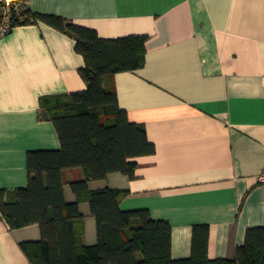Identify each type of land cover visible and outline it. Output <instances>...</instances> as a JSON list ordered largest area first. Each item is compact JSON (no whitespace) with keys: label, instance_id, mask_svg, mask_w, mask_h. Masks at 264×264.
<instances>
[{"label":"crops","instance_id":"1","mask_svg":"<svg viewBox=\"0 0 264 264\" xmlns=\"http://www.w3.org/2000/svg\"><path fill=\"white\" fill-rule=\"evenodd\" d=\"M25 11L93 29L103 39L147 36L143 66L118 73L119 108L141 124L155 152L135 178L88 183L128 192L123 211L147 210L171 226V257L191 256L193 227H208L209 260L232 259L246 230L264 227V0H27ZM75 41L37 22L0 36V191L27 186L26 155L58 150L40 98L85 90ZM79 169L63 172L64 196ZM83 241L96 243L87 203ZM37 225L10 229L0 216V264H30L20 248Z\"/></svg>","mask_w":264,"mask_h":264},{"label":"trees","instance_id":"2","mask_svg":"<svg viewBox=\"0 0 264 264\" xmlns=\"http://www.w3.org/2000/svg\"><path fill=\"white\" fill-rule=\"evenodd\" d=\"M37 22L75 41V51L84 59L79 75L86 88L40 98V118L52 123L60 147L28 152L27 186L0 191V216L10 229L37 225L40 230L38 241L20 244L30 264H264V227L246 230L234 258L209 260L208 227L194 226L191 256L174 260L168 222L153 220L147 210H121L126 191L89 189L88 183L114 173L134 179L136 159L155 152L144 127L131 123L119 108L113 84L116 74L143 66L148 37L103 39L93 29L25 10L12 26ZM74 169L82 178L68 183L75 201L67 202L63 172ZM82 203L95 220L96 243L91 246L83 241Z\"/></svg>","mask_w":264,"mask_h":264},{"label":"built area","instance_id":"3","mask_svg":"<svg viewBox=\"0 0 264 264\" xmlns=\"http://www.w3.org/2000/svg\"><path fill=\"white\" fill-rule=\"evenodd\" d=\"M27 6V0H0V36L8 34L15 20ZM256 183L264 185V168L256 176Z\"/></svg>","mask_w":264,"mask_h":264}]
</instances>
